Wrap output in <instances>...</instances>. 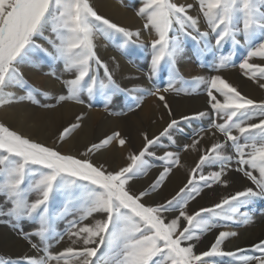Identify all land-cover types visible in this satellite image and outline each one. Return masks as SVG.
Instances as JSON below:
<instances>
[{"label": "snow or ice", "instance_id": "snow-or-ice-1", "mask_svg": "<svg viewBox=\"0 0 264 264\" xmlns=\"http://www.w3.org/2000/svg\"><path fill=\"white\" fill-rule=\"evenodd\" d=\"M141 5L137 15L144 18L143 27L154 30L157 37L151 42L149 78L159 74L165 63L174 70L177 57L184 51L179 33L196 40L189 29L196 31L204 41L201 51L209 50L210 33L201 32L198 19L188 14L191 4L141 0ZM199 5L210 32L215 35V51L209 54H219L218 67H224L233 59L236 49L243 47L246 55L239 67L246 70V75L250 74V79L257 82L264 79V63L249 62L253 57L264 60V0H199ZM46 30L53 35L45 36ZM114 34L122 35L126 43H131L133 37H140L139 30L132 31L99 14L89 0H0V105L6 102V86L13 82L19 86L22 82L17 65L34 49L63 61L66 72H75L74 78L63 82L67 95H59L58 101L83 103L81 94L87 92L91 97L97 87L101 92L109 87L120 90L107 65L97 56L94 43L97 35L111 38ZM39 39L45 40L53 53H48L43 44L38 43ZM225 45L229 46L227 50ZM92 62L104 68L107 82L98 81L90 74ZM195 79L204 82L203 77ZM208 83L210 109L223 121L213 120L210 127L221 133L224 140L213 143L200 155L185 185L162 204L146 205L143 201L149 191H132L130 181L147 174L149 163L145 158L151 156L164 161L166 166L149 186L150 190L158 191L164 185L172 168L179 165V155L166 151L157 156L150 149L159 144L161 138L170 136L180 121L172 119L158 136L149 138L144 133V147L138 153H130V163L116 171L95 164L89 154L119 138L118 132L92 144L77 157L62 154L55 147L36 142L0 123V195L11 205L9 215L36 223L32 233L22 232L23 238L39 249L40 245L31 238L36 237L44 244L53 232L54 220L73 215L65 234L72 244L81 245L55 254L45 246L43 258L25 257L17 264H50L52 261L56 264H98L102 247L109 250L102 264H216L217 257H238L239 264H264V240L252 246L254 254L242 249H222L224 241L238 235L236 232L220 231L210 247L200 253L195 252L194 244H185L218 227V220H233L240 207H246L252 200L264 198V101L247 97L220 75L211 77ZM259 87L264 89V82H259ZM25 88L32 92L27 85ZM158 93L159 89L150 94ZM159 99L164 101L165 97L160 95ZM164 106L171 116L169 105L165 103ZM208 115L201 111L183 116L181 120ZM80 119L82 117H77ZM77 127L79 124L73 123L64 128L59 139L63 141ZM118 143L123 147L126 140L119 138ZM199 143L194 139L184 148H196ZM229 143L239 166L236 171L242 172L255 187H247L211 207L189 213V202L199 197L204 188H211L213 184L228 186L224 176L233 161V156L225 152ZM213 166L219 170L204 173L205 167ZM28 180L30 184L26 183ZM32 192L37 198L29 201ZM57 194L64 202L59 209L53 210L51 200ZM169 212L178 214L169 220L165 216ZM59 238L63 239V235Z\"/></svg>", "mask_w": 264, "mask_h": 264}, {"label": "rangeland", "instance_id": "rangeland-1", "mask_svg": "<svg viewBox=\"0 0 264 264\" xmlns=\"http://www.w3.org/2000/svg\"><path fill=\"white\" fill-rule=\"evenodd\" d=\"M89 2L99 14L111 19L120 26L132 31L139 30L140 32L139 39L133 37L131 43H126V38L120 34H114L111 38L97 35L94 40L97 56L107 65L108 72L111 73L115 85H118L120 90L109 87L101 92L97 87L91 97L87 92L81 94L83 103H76L71 100L58 101L56 97L67 95L63 82L74 78L75 72H66L63 61L54 59L52 55L39 49H34L28 53L25 61L17 65L19 73L22 74L20 85L18 86L15 82L8 84L18 87V91L4 89V100L6 102L0 105V123L9 127L10 130L16 131L1 117L5 107H13L15 104H17L15 108L29 110L34 114L55 115L54 123L56 125L51 131L46 130L47 136L43 140L36 137L30 138L18 131L16 132L46 146L55 147L62 154H71L77 157L92 144L99 143L107 136L118 132L120 134L119 138L125 139L126 144L121 147L118 143L119 138H117L103 148L111 146L119 153L117 155L126 158L121 166L116 169L119 170L130 163L128 159L130 153H138L144 147V133H147L149 138L158 136L172 119H176L180 121L179 126L171 130L170 136L161 138L159 144L153 146L150 150L154 151L157 156L163 155L166 151L178 154L180 158L179 165L172 168L164 185L155 192H152L149 186L163 171L166 166L164 161L154 159L151 156L146 157L145 159L149 163L147 174L130 181L132 191H149V195L144 197L143 201L146 205L162 204L171 199L185 185L200 155L204 154L213 143L224 140L221 133L210 127L213 120L218 123L223 122L210 109L207 92L211 77L220 75L242 94L257 102L264 101V89L259 87V82H264V79L259 82L250 79V74L246 75V70L239 67L246 55V49L243 47L236 49L235 56L224 67H218L219 54H209V51H215V35L210 32L207 21L200 10L199 0H174V2L192 5V8L188 10V14L198 19V27L201 32L208 31L210 33L208 37L209 50L201 51L204 48V41L196 31L189 29L191 35L196 36V40L179 33L184 51L182 55L177 57L174 70L165 63L159 74L151 78H149V65L152 54L151 42L157 37L154 30L144 29L145 20L137 15V10L142 6L141 0H89ZM111 5L131 16L133 21L118 23L109 11ZM175 33L176 28L174 27L173 34ZM51 35L53 34L49 30L45 31V36ZM38 43L43 44L48 53H53L52 47L45 40L39 39ZM103 44H108L110 47L107 54L102 53L100 50ZM228 47V45H225V50ZM249 62L262 64L264 60L253 57ZM90 74L95 75L98 81L107 82L104 68L96 65L95 62H92ZM197 77H203L204 82L197 81L195 79ZM170 83L171 88H169ZM25 85L32 90L31 93L26 90ZM165 88H169V90L165 91ZM157 89H159L157 95L150 94L156 92ZM44 93L49 95H44ZM160 95L165 97L164 101L159 99ZM14 97H23V99H15ZM218 98L222 99L221 97ZM9 100L11 102H7ZM165 103L171 109V116L164 106ZM137 104L138 107H136ZM66 105H72L73 109L67 113L60 112L56 115ZM201 111L207 112L209 115L200 119L181 120L183 116H193ZM91 113H94V115L89 118L88 116ZM77 117H82V119L77 120ZM110 119L115 120V123L108 124L107 122ZM85 121L90 125V137L83 142L79 139L78 132ZM252 122L258 121L253 120ZM73 123L79 124V127L61 141L59 139L60 133ZM71 136L74 137L72 142L69 143ZM179 136L182 139H179ZM194 139L200 141L196 148L189 147L185 149L184 145H191ZM123 150L124 152L121 154ZM96 152L90 153L89 158L95 164L103 165V159L96 158ZM225 152L233 156V161L226 169V175L224 176V179L229 182L228 186L213 184L211 188H204L199 197L189 202L187 206L189 213L203 207H211L219 203L222 198L233 195L235 192L242 191L247 187H255L242 172L236 171L239 166L235 162V153L230 143ZM105 168L110 169L109 171H116L111 167ZM217 170L219 168L213 166L205 167L203 171L208 174ZM173 174L175 176L172 186L174 185L175 189L170 193L171 184H166ZM254 175L258 176V173L254 172ZM26 183L30 184L31 180L26 181ZM150 196L151 199H149ZM36 198L37 194L35 192H32L28 197L29 201H34ZM257 199L252 200L244 209H240L233 220L220 219L217 221L218 227L200 234L198 240L187 241L185 244H194L195 252L200 253L210 247L220 231L243 234L244 231L252 229L257 219L253 215H263L264 212V206H257ZM63 202V197L57 194L51 200L52 209H59ZM10 207L11 205L6 202L5 196L0 195V262H3V264H9V262L10 264H17L18 260L25 257L43 258L45 246L53 254L62 252L67 247H81L79 243L72 244V240L65 234L69 221L74 218L73 215H68L66 218L54 220L53 232L44 244H41L38 238L32 237V242L40 245L39 249L33 248L29 240L23 238L22 232L32 233L36 223L27 219L17 220L8 214ZM177 214L174 212L173 215L165 213V216L170 220ZM61 235H63V239L59 238ZM236 237L238 236L228 237V240L236 239ZM244 251L247 254H254L251 245ZM108 255V248L102 247L98 253V256L101 257L98 264H102L103 259ZM215 260L216 264H239L238 257H217ZM50 264H56V262L52 261Z\"/></svg>", "mask_w": 264, "mask_h": 264}, {"label": "bare ground", "instance_id": "bare-ground-1", "mask_svg": "<svg viewBox=\"0 0 264 264\" xmlns=\"http://www.w3.org/2000/svg\"><path fill=\"white\" fill-rule=\"evenodd\" d=\"M109 11L112 14L113 18L118 23H127L129 21H133L131 16L124 13L123 11H121L120 9H118L114 5H111V7L109 8ZM109 49H110V47L108 44H103L102 49H100V50L102 53L107 54ZM6 89L7 90L12 89V90L18 91V87L11 86V85H7ZM16 105L17 104H15L13 107L12 106L11 107H9V106L5 107L1 117L5 120V122L7 124H9L10 127L15 129L16 131L20 132L21 134H24L30 138L36 137L37 139L43 140L47 136V133H45L46 130L51 131L53 129V127L56 125V123H54L55 115L44 116V115L38 114V113L34 114L32 112H29V110L26 111V110H23V109H20L17 107L15 108ZM72 109H73L72 105H66L63 108H61L57 112L56 115H58L60 112L67 113V112L71 111ZM93 115H94V113H91L88 117L90 118ZM107 123L108 124L109 123L114 124L115 120L110 119V120H108ZM73 137L74 136H71V138L69 139V143L72 142ZM78 137L83 142L87 141V139L90 137V125L88 122L85 121L83 123L82 127L80 128V130L78 132ZM177 137H175V138L178 139ZM180 138L181 137L179 136V139ZM123 152H124V150L121 151V154H123ZM117 154H119V153H117V151H115V149H113V147L111 148V146H110L108 148L100 149L99 151L96 152L95 156L98 159H103V162H104L103 166L104 167H107V168L111 167V168H114L116 170L125 161L124 159H126V158L121 157V155H117ZM174 176H175V174H173V176L170 177V179L168 180V182L166 184V185L171 184L170 185L171 186L170 187V193L173 192V190L175 189V186L174 185H173L174 187L172 186V183L174 181ZM149 199H151V196ZM256 201H257V206H260V207L264 206V199L258 198ZM244 208L245 207H240V209H244ZM168 214L173 215V212H169ZM263 216H264V212H263V215L254 214L253 217L257 218V219H256L255 225L252 227V229H250L248 231L247 230L244 231L243 234H240L237 232L238 237H236V239L228 240V238H227L224 241V243L221 245L222 249L224 251H231L233 249H238V248L244 250L247 247H249V245L253 246L255 243L259 242L260 240H263L264 239V218H263ZM2 233H4V232H2Z\"/></svg>", "mask_w": 264, "mask_h": 264}]
</instances>
